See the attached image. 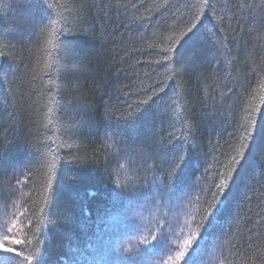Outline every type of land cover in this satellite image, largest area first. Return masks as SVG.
Listing matches in <instances>:
<instances>
[{
  "label": "trees",
  "instance_id": "16d2710c",
  "mask_svg": "<svg viewBox=\"0 0 264 264\" xmlns=\"http://www.w3.org/2000/svg\"><path fill=\"white\" fill-rule=\"evenodd\" d=\"M47 3L0 0V262L264 264L262 0Z\"/></svg>",
  "mask_w": 264,
  "mask_h": 264
},
{
  "label": "snow or ice",
  "instance_id": "6c2138e0",
  "mask_svg": "<svg viewBox=\"0 0 264 264\" xmlns=\"http://www.w3.org/2000/svg\"><path fill=\"white\" fill-rule=\"evenodd\" d=\"M204 2H205V4H207L208 3V0H204ZM224 2H225L226 5L229 6V8H235V7L238 6L239 8L243 9L245 7H251L252 6L251 4H245L244 3V0H238V4L230 3V0H224ZM40 3L42 5L41 10L42 11H45V12L48 9H51V8L54 7V5L48 4L47 3V0H40ZM262 3H264V0H262ZM210 15H212V14L210 13ZM220 19H223V17H220ZM199 22H200V16L198 15L197 16L196 23L192 24L190 27H187L186 30L180 32L177 36H175V37H169V39L172 40L173 42L179 41V40H183L184 37H189V34L191 33L192 35L189 37V40L188 41H185V44L189 43V41L194 40L195 37H196V32H194V29L197 28V24ZM54 23L55 24H58L59 21H55ZM55 33H56V27L53 26L50 29V34L51 35H55ZM165 51L172 52V51H174V49H172L170 47L168 49H165ZM142 103L146 104L147 102L144 101ZM174 103H178V102L174 101ZM243 139L248 140V141H255V143H253L251 145V149L249 151V155H248L247 158L245 157V154H244V150L243 149L237 150V156L241 160H245V163H252L254 161V159H255V156H256L257 151H264V130H261L260 135H259V138H257L254 133L249 132ZM233 160L236 161L237 163H239V161L236 159V157H233ZM2 163H3V158L0 157V164H2ZM0 173H2V169H0ZM221 187H227V181L226 180L225 181H221ZM13 227H15V225H13ZM209 227H211V225H209ZM9 231H11V229H9ZM14 242L17 243V244H19L22 241L16 240ZM187 245H191V240H189L187 242ZM0 248H3V245H0ZM3 251L4 252H12V253H15L16 256L21 255V253L16 252L15 249H12V248H3ZM127 251L130 252L131 249H127ZM183 256H184V252H180L179 255H178V258H182ZM190 258L191 257H189V259ZM26 259L29 261V264H30L31 257H26ZM0 264H2V262H0ZM193 264H195V262H193Z\"/></svg>",
  "mask_w": 264,
  "mask_h": 264
}]
</instances>
